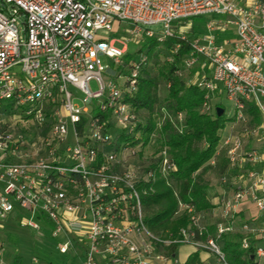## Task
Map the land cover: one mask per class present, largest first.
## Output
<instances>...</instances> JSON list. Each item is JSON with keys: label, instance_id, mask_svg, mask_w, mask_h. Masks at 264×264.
<instances>
[{"label": "built area", "instance_id": "2783aa9c", "mask_svg": "<svg viewBox=\"0 0 264 264\" xmlns=\"http://www.w3.org/2000/svg\"><path fill=\"white\" fill-rule=\"evenodd\" d=\"M211 14L224 18L208 21L197 34L176 24ZM124 22L132 35L159 45L178 40L168 63L182 44L188 46L175 75L193 76L191 84L204 92L203 114L213 117L218 99L231 103L230 127L216 152L227 161L219 184L229 193L217 203L220 221L212 234L203 225L204 213L181 202L189 224L180 238L161 240L144 225L141 195L153 193L157 179L172 170L166 149L158 166L141 177L117 171L118 154L106 150L113 130L139 139V119L125 95L137 91L146 56L132 61L127 75L101 62L104 56L122 67L125 38L108 34L114 23ZM223 34L234 37L219 38ZM103 74L124 78L123 86ZM69 87L82 95L83 107ZM175 119L181 123L183 116ZM236 125L243 126L241 133ZM248 142L261 147L248 148ZM140 181L149 185L139 189ZM246 204L256 208L257 222L239 215ZM17 214L20 227L35 231L45 218L52 236L63 237L56 245L60 254L81 246V264H100L99 258L104 264H148L157 245L174 243L204 249L224 263V235L240 234L243 250L252 240L264 241V0H0V219ZM254 252L264 260V248L255 246Z\"/></svg>", "mask_w": 264, "mask_h": 264}, {"label": "trees", "instance_id": "16d2710c", "mask_svg": "<svg viewBox=\"0 0 264 264\" xmlns=\"http://www.w3.org/2000/svg\"><path fill=\"white\" fill-rule=\"evenodd\" d=\"M178 42V40L173 38L165 41L164 46L169 50V55L173 46ZM158 45L156 40L150 39L146 53ZM188 51V46L182 44L178 53L173 55V62L167 63L168 75L165 79L168 85V105L165 107L166 112L168 114L170 112L174 118H176L178 114L183 116V121L181 123L177 121L178 127L170 124L166 125L167 128L164 127L162 149H166L168 162L169 165L172 166V170L167 177H159L157 179L153 185V193L141 195V208H157L150 216L143 217V223L150 232L165 233L163 238H159L161 240L174 241L180 238L181 231L188 227L189 220L187 215L184 212L180 214L177 213L179 202L193 205L196 211L200 213H206L214 208L207 195L208 184L202 178V171L210 167L208 165L213 159L217 160L220 158V161L226 160L222 159L224 158L223 155L216 156V152L219 147L221 134L225 130L226 125L229 124L230 118H226L225 110L222 106H219V108L223 110L220 116H218L217 113H215L213 117L203 114L201 112V104L204 92L200 91L192 84L187 85L182 78L175 75V71L181 65L183 56ZM136 59L137 58L127 56L125 58V63L129 65ZM145 66L146 64L143 66L141 72ZM149 86V81L143 80L141 75H139L137 91L132 96L125 95V102L130 104L135 113L140 110L152 109V95L149 93ZM96 114L102 119L106 118V115L100 113ZM251 114L254 117V122L258 123L259 118L257 113L251 112ZM179 128L181 129L179 130ZM166 129L171 130L169 134H165ZM136 131L139 133V139L137 140L134 134L132 135L119 131L115 144L112 143V146L106 150L117 153L118 157L123 154L121 149L125 147L129 149L130 147L138 146L140 143L141 147H145L149 144V137L153 134L154 126L151 124L143 125L139 122ZM114 132L115 130H113V133ZM201 144L203 147H199ZM160 162L161 158L160 154H158L156 166H158ZM225 166L227 167V161ZM148 185V183L140 181L138 183V188L144 189ZM176 187L178 193L175 190ZM19 216L20 215L17 214V217L14 219H17ZM214 230L215 227L209 228L207 229V233L212 234ZM197 239L203 241L205 236ZM240 239V234H228L222 237L223 243L220 247L224 254V263L264 264V260H259L254 255L255 246H260L262 240H252L250 248L248 250H243L240 245ZM178 245L179 244L176 243L170 245V251L173 252ZM20 262L19 257L14 260V264H20ZM199 263V254L197 251L191 254L184 264Z\"/></svg>", "mask_w": 264, "mask_h": 264}, {"label": "rangeland", "instance_id": "374dc122", "mask_svg": "<svg viewBox=\"0 0 264 264\" xmlns=\"http://www.w3.org/2000/svg\"><path fill=\"white\" fill-rule=\"evenodd\" d=\"M224 16L221 15H204L197 18H192L185 21L177 22V25H185L183 29H188L187 31L197 34L199 31L203 30L204 25L210 20H219L223 19ZM131 26L129 23L124 22L121 24L114 23L111 29V32L108 34V38L122 39L125 38L123 42L126 47V52L122 57V67L115 66L111 60L101 56V62L103 66L110 68L115 71L117 74L127 75L128 74V64L125 62L127 56L137 58L140 54L146 56V66L141 72V78L143 80L149 81L150 86L149 93L152 95V109L151 110H140L136 114L138 116L140 124H151L154 126V131L151 137H149V144L145 147L136 146L130 147L129 150L117 157L115 163L117 171L131 170L137 176L141 177L143 174L150 168H155L158 162V154L163 148V139H164V127L167 128V124L179 126L177 120L172 117L171 113L166 112L167 104V82L166 77L168 75V66H167V57L169 55V50L163 45H158L157 47L151 49L147 52V47L150 42V39H142L139 35H132L129 33ZM154 31H158L159 27H152ZM181 29V28H180ZM179 29V30H180ZM102 35V34H101ZM188 35V34H187ZM233 35V32H232ZM231 34L219 35V38H232ZM135 38V41H134ZM137 40H140L139 43H135ZM115 46L119 49L123 48L124 45L121 43H116ZM130 61V60H129ZM18 70V68H16ZM105 81L111 80L116 82L120 86H123L124 78H115L109 76L108 74H103ZM186 80V79H185ZM192 80L184 81L187 85L191 84ZM92 91H96L98 86L95 81L89 83ZM68 90L72 93L75 98L74 103L83 107L81 103L82 95L73 87H69ZM215 104L221 105L225 110L226 118H231L232 116V106L231 103L225 98L218 99L215 101ZM87 109H90V106H87ZM230 124V123H229ZM228 124V125H229ZM230 126L226 130L229 129ZM242 125H236L234 128L235 132H242ZM170 129H166L165 134L170 133ZM119 130H115L113 133V144L117 140ZM71 136V133H70ZM114 146V145H113ZM203 147V145H199ZM261 146H259L260 148ZM222 166V165H220ZM207 184L209 185L207 195L210 194L215 186L219 188V178L220 172L218 169L210 167L209 172L206 177ZM215 189V188H214ZM177 191V187L175 188ZM178 193V191H177ZM217 193L214 194L216 196ZM179 197V196H178ZM177 197V198H178ZM156 207L142 208V216H150L156 211ZM182 211L179 209L177 213L180 214ZM243 217L249 222H252L256 219H260V215L256 211V208L250 204H246L243 207L242 213ZM245 220V218H243ZM220 221L219 215L208 220L206 224L215 226L217 222ZM50 224L45 218L40 223L41 230L35 231L28 228H22L19 226L16 219H0V248L3 251V259L5 264H14V260L19 257L22 264H32V259L37 258L39 264H79L82 262V248L77 246L76 248L70 250L67 254L62 255L56 249L58 242H62V236L54 238L51 234ZM206 227V228H207ZM154 236L158 238H163L165 233H155L151 232ZM219 245L222 246L223 240L219 241ZM260 247L264 248V243H260ZM156 251L162 255L163 259H170V247L156 246ZM152 257V256H151ZM150 257V259H151ZM214 261L210 264H225L220 262L217 258L214 257Z\"/></svg>", "mask_w": 264, "mask_h": 264}, {"label": "crops", "instance_id": "0c3cea01", "mask_svg": "<svg viewBox=\"0 0 264 264\" xmlns=\"http://www.w3.org/2000/svg\"><path fill=\"white\" fill-rule=\"evenodd\" d=\"M189 81L193 79V76H184L182 78L183 81ZM186 83V82H185ZM229 125H226V129L228 128ZM259 144L255 143V142H248L247 147H255V148H259ZM225 160V158H222ZM218 160V161H217ZM217 160H215V164L211 165V161L209 163L208 166L213 167L214 169H218L220 172V175L223 173H226V160L225 161H220V158H218ZM222 165V166H220ZM210 167L205 168L202 171V178L207 181V179L205 178L207 173L210 170ZM209 187V185H208ZM215 188V189H214ZM211 191L209 190L210 194L208 195L209 201L210 203L214 206V208L206 213H204V219H203V225L207 227H209V224H206L208 222V220H210L211 218L215 217L218 215V208H217V203L220 200V198L229 193V190L227 188H224L223 186H221L219 184V188L217 186H215ZM217 193L216 196H214V194ZM247 218V217H246ZM258 219L255 220V222H257ZM207 227V229H209ZM215 226H211L210 228H214ZM261 243H264V241H262ZM198 251L199 254V264H210L211 262H213L216 258V256L212 253H209L208 251L204 250V249H196L191 245H178L173 252L170 253V259H168L167 261H165L166 259H157V256H162L160 255V253H158L155 249L154 255L151 257V259L149 260L148 264H172L173 260H176L179 264H184L186 262V260L189 258V256L195 252ZM99 262L100 264H104V262L99 258ZM20 264H22L20 262ZM81 264V263H79Z\"/></svg>", "mask_w": 264, "mask_h": 264}, {"label": "water", "instance_id": "95a60500", "mask_svg": "<svg viewBox=\"0 0 264 264\" xmlns=\"http://www.w3.org/2000/svg\"><path fill=\"white\" fill-rule=\"evenodd\" d=\"M216 113H217L218 116H220V115L223 113V110L220 109V108H218V109L216 110Z\"/></svg>", "mask_w": 264, "mask_h": 264}]
</instances>
